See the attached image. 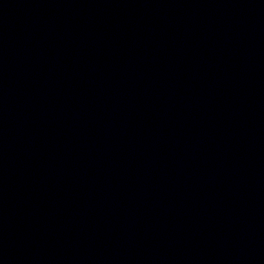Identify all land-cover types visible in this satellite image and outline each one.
<instances>
[{
	"label": "water",
	"instance_id": "water-1",
	"mask_svg": "<svg viewBox=\"0 0 264 264\" xmlns=\"http://www.w3.org/2000/svg\"><path fill=\"white\" fill-rule=\"evenodd\" d=\"M0 264H264V0H0Z\"/></svg>",
	"mask_w": 264,
	"mask_h": 264
}]
</instances>
